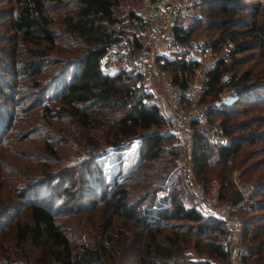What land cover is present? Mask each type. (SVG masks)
<instances>
[{
    "label": "trees",
    "instance_id": "obj_1",
    "mask_svg": "<svg viewBox=\"0 0 264 264\" xmlns=\"http://www.w3.org/2000/svg\"><path fill=\"white\" fill-rule=\"evenodd\" d=\"M15 2V16L10 25L14 30L13 40L24 47L27 56L18 58L19 68H4L12 81L3 79L1 94H4L5 87L9 88L11 92L5 99L16 102V105L21 104L18 102L20 96L29 99L25 107H20V112L31 116L33 108L40 106L42 110L40 121L43 122L44 118H48L46 119L48 122L51 119H60L62 123H59L58 127L65 131L69 129L65 135L66 139L70 142L71 136L75 144L83 146L75 147L81 153L66 166L65 174L63 171H57L56 174L46 173L51 179L60 178L61 183L67 182L69 173L74 168L78 170V176L93 174L97 177L103 173L100 156L109 145L123 146L131 140L138 139L137 158L124 172L121 168L124 157H117V170L110 181L104 177L101 180L106 188L101 192L97 202H100L99 215H104L105 219L103 229L119 223L128 226V222L140 229L131 258L119 255L114 243L109 245L106 241L95 246L83 245L76 248L78 254L77 257H73L68 237L58 228L53 210L46 203L33 199L26 203L28 218L16 222L17 241L21 243L30 240L35 245H41L46 236L61 246L58 251L52 250V257L47 258L44 255L42 258H36L35 261L39 262L37 264H231L229 253L222 246L225 233L223 222L216 217L201 214L194 205H186L178 199L176 193L181 187L161 184L171 166V155L164 142L173 140V137L163 130L165 119L158 113L155 99L144 90L139 75L132 70L105 72L101 67L108 44L121 32L120 27H115V23L121 17L114 10V6L120 0H15ZM201 3H205L208 8L205 25L220 28L222 31L234 29L235 26H246L235 31L237 35L244 36V39L241 41L235 39L230 53L232 60H236L235 52L260 44L263 45L261 54L264 56V19L254 22L240 18L244 5L239 0H201ZM52 4L55 5V10L61 11L59 20L54 18ZM57 4L60 5L59 8L56 7ZM137 15L138 13L131 10L126 17ZM189 19L187 25H183L182 22L175 25L176 35L181 40L188 39L192 22L198 24L201 21L199 16ZM224 37L225 35L212 36L205 42L216 50ZM162 64L169 71L173 82L185 85L186 77L192 71L196 60L181 56L165 60ZM228 69L230 70V67H227L224 56H221L215 67L207 73L210 83L204 89V94L211 91L218 94L224 86L234 87L236 93L230 102H224L223 105L211 109L226 111L219 120L220 132L226 136L225 141H211L204 129L195 128L192 161L194 167H197V172L205 173L206 165L209 163L219 165V168L227 171L233 167L232 156L243 142L241 141L243 137L235 136L233 132L243 125L234 127L229 121L230 114L227 111L233 109L240 111L238 107L225 109L222 106L241 104L244 97L238 92L246 94L247 88L253 87L251 92L264 90V69L254 73L259 80L254 79L251 83L247 82L251 76L249 71L244 77L234 73L221 82V72ZM39 73L47 75L38 77ZM47 90L52 91V97L56 100L55 110L44 101ZM259 95L262 102L264 93L260 92ZM0 119L5 120L3 122L7 126L22 117L15 116V112L11 110L1 112ZM257 119L260 118L255 116L248 118L244 125L248 126ZM25 123L29 125L26 119ZM19 127L18 125L17 128ZM17 128H13V131ZM25 137H28V134ZM7 138V135L1 136L0 144L12 143L11 137ZM43 143L48 151L54 152L55 146L49 138H45ZM247 159L242 157L237 161L238 165L243 166ZM157 160L159 162L156 163ZM146 161L149 165H142ZM253 167H257L256 162L248 165L245 163L243 171ZM225 177V173L218 176L223 197L226 186L231 187L230 177L227 179ZM125 182H135V185L129 188ZM173 188L176 189L175 192ZM161 189H164L165 193L159 198L157 190ZM29 190L28 186L22 189L21 197L27 198ZM254 191L261 197L258 201L254 199L252 203L244 205L242 213L264 207V181L256 183ZM234 192L232 199L238 197L236 189ZM130 194L137 197L131 198ZM171 219L181 220L185 226L184 232L177 230L171 233L163 232L161 226L166 220ZM243 220L246 245L244 261L264 259V213H250L248 216L244 215ZM252 223H255L254 226H251ZM251 228L254 230L253 233L246 235ZM121 230L124 229L118 228L119 234ZM188 234L204 238L195 239L193 244L198 255L190 256L189 253H183L182 243L187 246L190 241ZM106 237L108 241L113 238L109 233ZM115 238L120 242L119 238ZM33 263L35 262L29 257L22 260L10 254L0 259V264Z\"/></svg>",
    "mask_w": 264,
    "mask_h": 264
},
{
    "label": "rangeland",
    "instance_id": "obj_2",
    "mask_svg": "<svg viewBox=\"0 0 264 264\" xmlns=\"http://www.w3.org/2000/svg\"><path fill=\"white\" fill-rule=\"evenodd\" d=\"M239 1L243 2L244 5L240 18L254 22L264 19V0ZM15 5V0H0V89L3 79L12 81L10 74L4 68L18 67L17 63L20 61L18 58L27 56V53L24 52V47H21L20 43L14 42L13 40L14 30L11 29L10 25L15 16ZM52 5L54 7V10H52L54 18L59 20L61 11L55 10V5ZM151 6L152 3H148L145 0H120L114 6L115 12L121 17L115 23V27H120L121 32L128 31L126 16L129 12L133 10V12L135 11L143 16L147 14ZM56 7L59 8L60 5L57 4ZM198 9L199 19L201 21L198 24H193L192 22V27L188 32L187 38L207 40L212 36L225 35L224 40H222L223 42L215 52H217L219 57L224 56L227 67H230V70L221 72L220 81H225L234 73L237 76L242 75L244 77L247 71L251 74L247 79L248 83H251L254 79L259 80V77L254 76V73L259 69H264V56L261 54L263 45L260 44L259 46H252L235 52L236 60H232L230 53L235 39L240 41L244 39V36L237 35L235 31L242 30L246 26H235L234 29L228 31H222L220 28H212L211 26L205 25V18L207 17L208 11L205 3H200ZM189 18H186V21L183 22L184 25H187L185 23H188ZM101 66L106 71L111 69L102 62ZM165 69L167 68L165 67ZM167 72L169 73L168 70ZM46 75L39 73L38 77H45ZM200 81V91L197 94V98L207 106V127L214 131L212 132V135L216 138L214 142L225 141L226 136L220 132L219 120L226 111H216V109L211 111V109L223 105L224 102H230L236 93L235 88L232 86H224L218 94H214V91L204 94V89L210 83L209 76H204ZM251 90H253V87L247 88L246 94L238 92L244 97L241 104H233V106L229 107L222 106L225 109L238 107L240 111H235V109L227 111L230 114L229 121L234 127L243 125L233 132L235 136L243 137L241 138L243 142L240 143L236 154L232 156L234 165L229 171L219 168V165L206 163L205 173L197 172V167H194L193 161L191 169H187L186 159L189 156V151L179 145L173 144L172 139L165 140L164 144L171 155V166L164 179H162L161 184L162 186L163 184H171L173 187H181L176 193L177 198L186 205H194L196 203L197 196L195 195V190L197 185H200L207 194L217 192L219 200L226 202L234 200L232 197L235 195L234 191L235 189L237 190L236 185L238 183L251 185L253 187L251 195L255 200L258 201L261 197L254 189L256 183L264 181V100L261 102L262 97L259 95L260 92L264 93V90L260 89L257 92H251ZM4 91V94L0 92V115L3 111L9 112L12 110L13 113L15 112V116L18 115L22 119L19 121L16 120L13 124L9 123L7 126L3 122L5 120L0 119V137L7 135V139L11 137L10 140H13L9 145L0 144V259L10 254L16 259L22 260H26L29 257L35 262L33 264H37L39 262L38 260L35 261L36 258H42L44 255L47 258L52 257V250H60L61 246H58L52 239L46 236L41 245H35L30 240L21 243L17 241L16 222L28 218V205L26 203L31 202L33 199L46 203L53 210V216L58 228L68 237L70 246L72 247L73 257H77L78 252H76V248H81L83 245L95 246L103 241L109 242V245L114 243L116 251H119V255L126 256L127 258L133 257L131 253L135 248L140 229L130 222H128V226H123L122 223H119L103 229L105 219L104 215H99L98 208L100 207V202H97V200L101 192L106 188L101 183V180L104 177L107 181H110L114 171L117 170V157H124L121 166L124 172L135 161L138 152V139L131 140L130 143L123 146L109 145L105 153L100 156L103 173L97 177H94L96 175L93 174H90V176L87 174L78 176V170L74 168L70 171L67 182L64 181V183H61L60 178L51 179L46 173L50 174L54 172L56 174L57 171H63L65 174L67 172V170H64L67 169L66 166L81 153L75 147L82 148L83 146L81 147L75 144V140L71 136L70 142L68 141L69 139H66L65 135H67L69 129L65 131L61 127H58V124L62 123L60 119H51L48 122L46 120L48 118H44L43 122L40 121L42 116L40 106L33 108L32 115L28 116L24 112H20V107H25L29 99L27 100L20 96L18 102L21 104L16 105V102L5 99L11 90L5 87ZM44 101L50 104L52 110L57 109L56 100L53 99L51 90L45 92ZM254 116L260 119H257L254 123H249L248 126L244 125L248 118L251 119ZM25 119L29 122V125L25 123ZM18 125L21 128H17ZM203 125L199 124L196 127L201 128ZM13 128L17 129L13 131ZM98 129L99 127L96 128L97 131ZM253 131L256 134L257 132L259 133L254 135ZM27 134L28 137H25ZM45 138H49L52 145L55 146L54 152L48 151L44 147L43 140ZM209 139L212 141L211 138ZM242 157L248 158L247 161L245 160L246 165L256 162L257 167L243 171L245 163L243 166L237 163ZM157 162L159 161L157 160ZM146 164L149 165L148 161L142 165ZM224 173L226 174L225 179L230 177L231 187L226 186L225 196L223 197L221 196V183L218 176L220 177ZM124 184L132 188L135 182H125ZM27 186L30 188L29 194L27 198H22L21 191L24 188L26 189ZM54 188L56 189L54 190ZM173 189L175 192L176 189ZM164 193V189L157 190V196L159 198ZM130 197L135 199L137 196L130 194ZM160 201L162 200L160 199ZM242 208L240 209L241 216H248L250 213H264V207H257L252 212L245 211L244 213H242ZM254 224L252 223L251 226H254ZM125 227L127 228L125 229ZM118 228L124 230H121L119 234ZM184 229L183 222L175 219L166 220L165 224L161 226V230L165 233H171L174 230L184 232ZM253 231L252 228L249 229L246 235H250ZM107 233L112 235V241H108L106 237ZM243 233L241 241L242 245L246 247ZM115 237L119 238L120 242H117ZM188 237L190 241L187 246H185L184 242L182 243L183 253H189L190 256L198 255L199 253L195 252L193 244L195 243V239L204 240V238H198L194 234H188ZM200 255L206 256L203 253H200ZM245 260L248 262L262 263L264 259ZM230 262L231 264H238V262L233 260H230Z\"/></svg>",
    "mask_w": 264,
    "mask_h": 264
},
{
    "label": "built area",
    "instance_id": "obj_3",
    "mask_svg": "<svg viewBox=\"0 0 264 264\" xmlns=\"http://www.w3.org/2000/svg\"><path fill=\"white\" fill-rule=\"evenodd\" d=\"M152 3L147 14L127 17L126 32L118 33L107 46L102 59L109 71L132 70L140 77L144 90L155 99L157 111L165 119L163 130L173 137V144L189 151L187 169L192 166L193 137L196 125L204 124L205 134L216 141L213 130L207 127V106L200 102L201 78L207 76L218 59L217 52L205 40L179 39L175 25L188 17L199 16L201 0H145ZM186 24V23H185ZM184 58L196 60L186 77V84L173 82L163 66L165 60ZM102 67V66H101ZM226 76V75H225ZM214 102V101H213ZM238 197L232 201L219 200L218 193L207 194L197 185L194 206L201 214L221 220L225 227L222 246L228 251L231 260L238 264H264L244 261L245 247L241 236L244 222L240 209L254 198L252 186L247 183L236 185Z\"/></svg>",
    "mask_w": 264,
    "mask_h": 264
}]
</instances>
